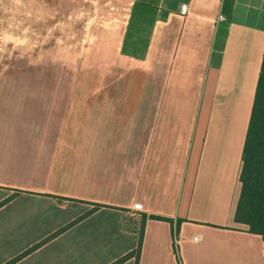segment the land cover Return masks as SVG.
I'll use <instances>...</instances> for the list:
<instances>
[{"label": "crops", "instance_id": "0c3cea01", "mask_svg": "<svg viewBox=\"0 0 264 264\" xmlns=\"http://www.w3.org/2000/svg\"><path fill=\"white\" fill-rule=\"evenodd\" d=\"M70 1L96 6L22 42L0 27V264H113L140 236L137 264H177L173 243L264 264L234 223L264 0H158L142 58L122 53L135 0Z\"/></svg>", "mask_w": 264, "mask_h": 264}, {"label": "trees", "instance_id": "16d2710c", "mask_svg": "<svg viewBox=\"0 0 264 264\" xmlns=\"http://www.w3.org/2000/svg\"><path fill=\"white\" fill-rule=\"evenodd\" d=\"M158 0H135L123 42L122 53L134 58H142L148 46L150 27L154 21V10ZM240 194L234 213V223L244 227V231L264 239V53L253 106L242 152V168L239 175ZM99 208L93 206L92 211ZM168 222L172 220L153 217ZM180 221H176V226ZM141 236L136 250L113 264H122L131 257L138 263ZM173 252L177 264H181L175 244Z\"/></svg>", "mask_w": 264, "mask_h": 264}, {"label": "rangeland", "instance_id": "374dc122", "mask_svg": "<svg viewBox=\"0 0 264 264\" xmlns=\"http://www.w3.org/2000/svg\"><path fill=\"white\" fill-rule=\"evenodd\" d=\"M63 0H0V27L10 28L15 33V42L21 41L23 28L32 30L49 26L55 17L64 20L66 14L82 7L96 6L93 3H72ZM44 21L45 24L41 22Z\"/></svg>", "mask_w": 264, "mask_h": 264}, {"label": "built area", "instance_id": "2783aa9c", "mask_svg": "<svg viewBox=\"0 0 264 264\" xmlns=\"http://www.w3.org/2000/svg\"><path fill=\"white\" fill-rule=\"evenodd\" d=\"M185 10H186V7H185V6L181 7V13L184 14ZM218 19H219L220 21H223V20H224L223 17H221V16H219ZM132 211L135 212V213H139V212H141V205H140V204H135V205L133 206V208H132Z\"/></svg>", "mask_w": 264, "mask_h": 264}]
</instances>
